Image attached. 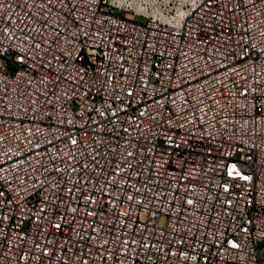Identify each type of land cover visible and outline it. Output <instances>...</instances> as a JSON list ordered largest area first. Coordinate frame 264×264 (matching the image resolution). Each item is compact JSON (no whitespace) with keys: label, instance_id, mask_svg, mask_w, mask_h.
<instances>
[{"label":"built area","instance_id":"2783aa9c","mask_svg":"<svg viewBox=\"0 0 264 264\" xmlns=\"http://www.w3.org/2000/svg\"><path fill=\"white\" fill-rule=\"evenodd\" d=\"M184 9L0 0V264H264V0Z\"/></svg>","mask_w":264,"mask_h":264},{"label":"bare ground","instance_id":"6f19581e","mask_svg":"<svg viewBox=\"0 0 264 264\" xmlns=\"http://www.w3.org/2000/svg\"><path fill=\"white\" fill-rule=\"evenodd\" d=\"M118 4H131L132 6L134 5L137 11H141L142 9H146L144 7V4L149 5L152 7V14L156 17L159 16L161 18V20L167 22L170 20V17L164 16L163 13L161 11H159V5L160 2H164L165 5H168L171 2H174L177 7H175L177 9V15L178 16H184L186 13V10L184 9V7L188 6V5H193V3L195 2V0H132L128 1V0H115ZM144 2V4L142 3ZM153 16V17H154ZM174 17V16H171Z\"/></svg>","mask_w":264,"mask_h":264},{"label":"rangeland","instance_id":"374dc122","mask_svg":"<svg viewBox=\"0 0 264 264\" xmlns=\"http://www.w3.org/2000/svg\"><path fill=\"white\" fill-rule=\"evenodd\" d=\"M131 1L132 0H128ZM137 1V0H135ZM144 4V2H142ZM123 6L125 10L128 11V14L132 17L139 16L138 22H143L144 20L141 17H146V18H156V19H161L159 16H154L152 14V7L149 5L144 4V7L146 8L145 10L142 9L141 11H137L135 6L127 3V4H120ZM159 11L163 13L164 16L170 17L173 16L174 14H177V5L174 2L169 3L168 5H165L164 2H160V5L158 6ZM154 16V17H153Z\"/></svg>","mask_w":264,"mask_h":264}]
</instances>
